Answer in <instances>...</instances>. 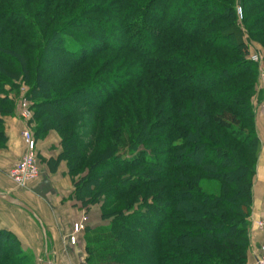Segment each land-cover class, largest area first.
I'll return each mask as SVG.
<instances>
[{
    "label": "trees",
    "instance_id": "16d2710c",
    "mask_svg": "<svg viewBox=\"0 0 264 264\" xmlns=\"http://www.w3.org/2000/svg\"><path fill=\"white\" fill-rule=\"evenodd\" d=\"M37 1L0 0V147L11 91L28 84L36 133L56 130L70 173H83L76 197L104 195L110 223L86 227L90 260L98 246L122 264H247L262 142L245 37L264 62V0ZM79 118L93 122L90 142ZM0 264H29L7 229Z\"/></svg>",
    "mask_w": 264,
    "mask_h": 264
},
{
    "label": "crops",
    "instance_id": "0c3cea01",
    "mask_svg": "<svg viewBox=\"0 0 264 264\" xmlns=\"http://www.w3.org/2000/svg\"><path fill=\"white\" fill-rule=\"evenodd\" d=\"M261 119L258 122L260 126L263 123ZM5 121L8 141L7 146L0 149V191L23 200L34 209L46 229V235L48 233L49 243L42 225L31 213L1 198L0 229L13 232L20 239L23 249L32 252L39 261L42 260L43 251L48 248L55 264H65L69 257H74L75 246L70 241L73 225L85 213L72 200L73 186L66 174L65 164L59 162L55 169L50 163V158L56 160L60 153V139L54 131L44 139H38L41 175L28 187L20 188L10 178L9 172L26 152L27 143L22 136L26 123L18 116H7ZM261 137L264 144V134ZM254 204L252 246L247 264H255L262 241L261 232L255 224L257 219L264 216V145L255 179Z\"/></svg>",
    "mask_w": 264,
    "mask_h": 264
},
{
    "label": "rangeland",
    "instance_id": "374dc122",
    "mask_svg": "<svg viewBox=\"0 0 264 264\" xmlns=\"http://www.w3.org/2000/svg\"><path fill=\"white\" fill-rule=\"evenodd\" d=\"M41 1L42 0L37 1V3H38L37 5H40ZM91 1L93 3H95V2H101L102 0H91ZM89 3H91V2H89ZM238 5L239 4H237V6ZM260 11H261L260 9L255 8V10L253 11L252 15L257 14ZM238 19H239V22L244 26V24H243L244 22H242L243 18L241 19L239 17V15H238ZM262 26L263 25H261V26L259 25L258 27H262ZM245 38H246V48L249 51L248 57H251V54L257 53V52L261 53L262 56H263V50H262L263 48H261V44L259 42H257V40L251 38L249 36V33H247ZM108 54L113 55L114 52H107V53H105V56H103V57H106ZM253 62L258 65V69L256 71L257 80H256L255 94H254V97H253V106H254V113H255V119H256V127H257V131H258L259 137H260L261 142H262V147H261V151H262L263 145H264L263 141H262V137H261V134H264V91H263L262 84H261L260 71H261L262 68H264V62H263V60H262L261 64L255 62V61H253ZM48 63H49L50 67L59 68V64H57V63H53L52 61H49ZM151 83H152V85H159L157 83H154L153 81ZM8 88H10V87H8ZM28 88H29V85L23 83L21 88H19L18 90L11 91V93H13L15 99L17 98V101H15V110H14L15 111V115H13V116H18L20 119H22V117H21V112L22 111H21V105H20L21 97L24 94L26 95V92L28 91ZM156 88H158V87H156ZM148 89H149V84H146V90H148ZM16 91H18V92H16ZM149 99H151V98H149ZM28 104H29V107L31 108V111H32V118L27 122V124H28V127L31 128V130L33 132V135H34V138H35L34 154H35L38 166L41 169V161L42 160L39 157L38 139H44L45 137H47L49 135V133L54 131V132L57 133V135H58V137L60 139V145H59L60 146L59 147L60 153H59V155H58L56 160L51 157L50 158V163L53 164L52 167H54L55 169L57 168L56 166L58 164H60L59 162H62V163L65 164V166H66V174L69 176V179H70V181L72 183V186H73V191H72V194H71L72 200L74 199L75 203H76V205H78V208L80 209V211H84V213H85L84 215H82L83 217L81 218V220L86 218V220L84 221L85 228L81 232H79L77 234V241H76V244H74L75 247H73L74 248V251H73L74 252V257H69V259H67V262L65 264H122L121 262L118 261V257L115 256V254H116L115 252L108 253V252H105V251H98L97 250L99 248L98 246H95V248H94L95 249L94 258L92 257L91 260H90L89 252L87 250V243H86V227L95 228V227H98V226H101V225L102 226L108 225L110 223L109 219H103L101 217V206H102V201L104 200V198H103L104 195L99 197V198H102V199H100L101 200L100 202H98V201H95V202L86 201V202L83 203L82 200H80L79 198L76 197V195H75V187L76 186L75 185H76V182L80 181V179L83 177V173L82 174H76V175L75 174L73 175V174L70 173L67 160L61 156V153L63 151V147H62V144H61L62 138H61V136L59 135V133L56 130L51 129V130H47L46 132H40V133L38 132V134L36 133L37 132L36 128L38 127V122L35 119L36 109L33 106L34 105V101L29 99V103ZM260 118L263 119V123L261 122V126L258 124V122L260 121ZM195 122L196 121L193 120V123H195ZM92 128H93V122L89 118H87L85 121H81V119L76 121V133H77V135H80L82 137L81 140L84 141V143L85 142L87 143V142L91 141V139H89V138L91 136ZM74 142H77V145H78V141L77 140H75ZM6 146H7V143H5L2 147H0V149L5 148ZM261 151H260V154H261ZM259 158H260V155H259ZM37 179H35L34 181H36ZM255 179H256V177H255ZM32 182H30V183H32ZM30 183H28V185ZM201 184L209 192H216L218 189H220V181L215 180V179H203ZM20 188H26V187H20ZM86 193H87V195L89 197L92 195V193L89 191V189H87ZM78 196L84 197L85 194L80 191ZM254 208H255V204H254ZM253 213H254V211H253ZM252 232H253V223H252L251 234H252ZM251 246H252V238H251ZM47 252L50 253L48 248L45 249V251H43V253L41 255L42 259L46 257V253ZM23 253L27 256L29 264H41L40 261L38 260V258L36 256H34L32 252L23 249ZM138 255H139V258H140V256L142 258V255H143V244H142L141 248L138 249ZM129 263L130 264H139L140 262L136 259L134 262L133 261H131V262L129 261Z\"/></svg>",
    "mask_w": 264,
    "mask_h": 264
},
{
    "label": "built area",
    "instance_id": "2783aa9c",
    "mask_svg": "<svg viewBox=\"0 0 264 264\" xmlns=\"http://www.w3.org/2000/svg\"><path fill=\"white\" fill-rule=\"evenodd\" d=\"M237 14L242 19L244 17V11L241 5L237 6ZM253 61L257 63H262L263 56L261 53H253L250 57ZM261 84L264 91V68L260 71ZM29 99L24 94L21 97V117L27 124V122L32 118V111L29 107ZM22 136L24 137L27 143V150L24 156L15 163L11 168L9 175L13 182L19 187H28V183L39 178L41 175V169L38 166L34 149H35V138L33 132L28 124L26 128L22 131ZM80 220L73 225V233L70 235V241L72 244H75L77 241V234L85 228L84 221ZM256 227L259 229L262 235V241L260 244L259 255L256 257L255 264H264V216L256 221Z\"/></svg>",
    "mask_w": 264,
    "mask_h": 264
},
{
    "label": "water",
    "instance_id": "95a60500",
    "mask_svg": "<svg viewBox=\"0 0 264 264\" xmlns=\"http://www.w3.org/2000/svg\"><path fill=\"white\" fill-rule=\"evenodd\" d=\"M0 198L3 199V200H5V201H7V202H9V203L15 204V205H17V206H19V207L27 210L29 213H31L32 215H34V217H36V219L42 225V221L39 218V216L36 214V212L34 211V209L30 205H28L26 202H24L23 200H21V199H19L17 197H14V196H12L9 193H5V192H2V191H0ZM42 228H43V231H44V233L46 235V229H45V227L42 226ZM40 263L41 264H55V262L53 261V259L50 257V253L49 252L46 253L45 259H42L40 261Z\"/></svg>",
    "mask_w": 264,
    "mask_h": 264
}]
</instances>
